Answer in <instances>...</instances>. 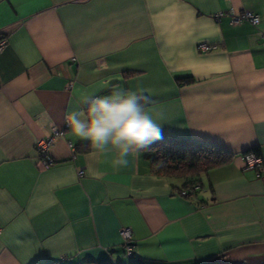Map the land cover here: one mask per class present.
<instances>
[{"label":"crops","instance_id":"obj_1","mask_svg":"<svg viewBox=\"0 0 264 264\" xmlns=\"http://www.w3.org/2000/svg\"><path fill=\"white\" fill-rule=\"evenodd\" d=\"M0 36V264H264V0H0ZM114 86L147 96L165 137L230 158L164 176L143 151L122 170L93 156L66 116Z\"/></svg>","mask_w":264,"mask_h":264},{"label":"clouds","instance_id":"obj_2","mask_svg":"<svg viewBox=\"0 0 264 264\" xmlns=\"http://www.w3.org/2000/svg\"><path fill=\"white\" fill-rule=\"evenodd\" d=\"M79 110L67 114L71 134L88 142L93 156L111 157L113 167H129L130 158L164 139V129L146 108L147 96L137 91L112 87L106 95L84 91Z\"/></svg>","mask_w":264,"mask_h":264},{"label":"trees","instance_id":"obj_3","mask_svg":"<svg viewBox=\"0 0 264 264\" xmlns=\"http://www.w3.org/2000/svg\"><path fill=\"white\" fill-rule=\"evenodd\" d=\"M175 80L179 86L194 82L190 75L176 77ZM250 152L260 156L257 148L251 149ZM143 155L149 162L152 172L164 176H186L187 174L194 175L199 172H206L226 163L230 158L229 153L212 145L165 136L162 141L151 145L149 150L143 151Z\"/></svg>","mask_w":264,"mask_h":264},{"label":"built area","instance_id":"obj_4","mask_svg":"<svg viewBox=\"0 0 264 264\" xmlns=\"http://www.w3.org/2000/svg\"><path fill=\"white\" fill-rule=\"evenodd\" d=\"M221 15V13L216 15V18H218ZM242 21L249 22L252 25H258L260 22L259 17L256 14H253L249 11H241L238 13L232 14L231 22L232 24H238ZM264 39V37H263ZM7 44V39L4 36H0V52L5 48ZM199 52H208L212 49H214V46L207 45V44H199L197 46ZM61 132L54 131L53 135L50 139L44 140L39 139L37 140L35 147L38 152V155L41 159L42 166L44 168L49 167L52 164V160L48 155V151L50 146L52 145V140L55 136L61 135ZM243 161L245 162V165L249 168H255L256 170L260 171L262 169V162L260 157L254 155L253 153H246L243 155ZM82 172H79V175H81ZM120 235L123 239V248L127 255H130L132 252V245H131V233L128 228H122L120 230Z\"/></svg>","mask_w":264,"mask_h":264}]
</instances>
